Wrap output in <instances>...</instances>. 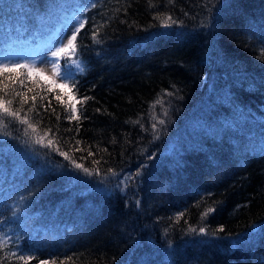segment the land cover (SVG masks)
I'll use <instances>...</instances> for the list:
<instances>
[{"label":"trees","instance_id":"1","mask_svg":"<svg viewBox=\"0 0 264 264\" xmlns=\"http://www.w3.org/2000/svg\"><path fill=\"white\" fill-rule=\"evenodd\" d=\"M73 8L68 87L0 76V264H264V0H0V53Z\"/></svg>","mask_w":264,"mask_h":264},{"label":"rangeland","instance_id":"2","mask_svg":"<svg viewBox=\"0 0 264 264\" xmlns=\"http://www.w3.org/2000/svg\"><path fill=\"white\" fill-rule=\"evenodd\" d=\"M50 21L51 25L47 26V35L42 42L33 46L25 42L19 48L3 51L0 53V63L9 65L28 63L35 66V71L32 74L39 75L51 85L67 83L59 79L50 61L56 59L60 64L61 57L53 58L52 52H55L62 44H67L68 38L71 37L73 30L80 21L79 9L73 8L68 12L64 11V14L58 17L56 14ZM53 81L55 83H52ZM117 186L118 188L123 187L120 183Z\"/></svg>","mask_w":264,"mask_h":264},{"label":"snow or ice","instance_id":"3","mask_svg":"<svg viewBox=\"0 0 264 264\" xmlns=\"http://www.w3.org/2000/svg\"><path fill=\"white\" fill-rule=\"evenodd\" d=\"M92 7H95V4L92 5ZM83 11H87V8L82 9ZM171 18L168 17V20H170ZM84 28V23L81 22L79 28H75L72 32V35L70 38H68L67 44H62L61 47L57 48V50L55 52H52V57L53 58H60V57H64V63L65 64H74L77 67V70H79V66H80V61L78 60H70L68 58V56L66 55L67 53H71V54H75L76 52V40H77V35L79 34L80 30ZM98 31V30H97ZM97 31H94L92 36L94 40H97ZM98 42V40H97ZM52 63L53 69L56 70V73L59 77L60 80L67 82L71 76L72 73L70 70L68 71H61L60 67H59V63L56 59H53L52 61H50ZM17 69H26L27 72L25 73L28 76H31V74L33 73V71H35V66L28 64V63H24V64H3L0 63V76H3L5 72H16ZM42 75V73H39ZM10 79L13 81V83H15L16 81V77H10ZM21 84H23V81H20ZM52 83H55L54 81ZM0 84H3V81L0 80ZM60 87H68L67 83L61 84ZM72 87H75V84L73 83ZM0 91H3L5 94H7V85H4L3 88H0ZM14 91V90H13ZM48 91H52V88H49ZM16 95H19V93H16ZM68 100L66 101L68 108L70 110V114L68 115V119L69 120H77L79 121L80 116L77 114V108H76V103H80V101L75 100V98L71 95V93H68ZM35 99V98H33ZM84 101H86L87 99H89L88 97H83L82 98ZM57 101H60L61 98L60 96L56 97ZM24 103H27L26 98H21V104L23 105ZM11 104H12V100H5L2 96H0V114H3V116H11L13 119L19 118V111L20 110H12L11 109ZM24 123H27L26 120L22 121ZM3 123V120L0 119V124ZM161 123H163V121H161ZM29 127H33L31 124H29ZM155 127V125L153 126ZM77 131H79V129L77 128ZM41 141L38 140L37 143H40ZM49 145H51L53 142L50 140L48 141ZM77 143H79V141H77ZM57 151H59V149H56ZM60 155L64 156L66 159H70L71 157L68 155V153L65 152H60ZM89 155H91V152L89 153ZM73 165L77 168H82L83 171L89 175H91L92 173L90 172V170L88 168H83V165L80 164H76L75 161H72ZM97 172L99 171L98 169L96 170ZM209 212L213 211V209L209 208L208 209ZM220 231H223V228L219 229ZM189 231H195V229H189ZM199 232L203 233L205 232L204 228H200ZM213 235H215V233H213ZM4 245V241L2 239H0V247H3ZM15 255V254H13ZM19 260L24 261V264H28V261H30L31 259H33V257L29 256V257H25V256H19L17 257ZM40 264H49L48 261H40ZM54 264V262H53ZM61 264H63V262H61Z\"/></svg>","mask_w":264,"mask_h":264}]
</instances>
